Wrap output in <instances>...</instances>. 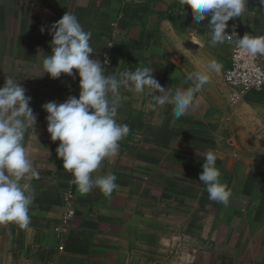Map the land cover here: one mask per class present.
<instances>
[{
	"label": "crops",
	"instance_id": "obj_1",
	"mask_svg": "<svg viewBox=\"0 0 264 264\" xmlns=\"http://www.w3.org/2000/svg\"><path fill=\"white\" fill-rule=\"evenodd\" d=\"M246 6L226 31L235 25L241 37L264 35V6L259 0ZM67 11L91 31L90 58L100 60L106 75L148 66L161 86L175 91L192 86L188 77L206 71L210 61L222 66L209 73L196 103L179 119L172 105L149 107L155 101L147 90L120 89L117 119L130 132L117 155L93 173L117 176L111 197L98 188L78 191L57 157L59 140L47 132L42 105L80 92L77 70L75 78L42 73V60L51 55L48 27ZM209 19L197 25L181 0H0V86L11 76L32 98L37 123L24 143L39 172L30 180L29 227L0 224V264H264V169L234 146L237 115L262 108L264 89L235 95L225 80L234 41L213 46ZM236 99L240 104L233 105ZM209 151L232 190L227 207L210 200L199 181ZM64 194L73 196L75 209L67 232L60 229Z\"/></svg>",
	"mask_w": 264,
	"mask_h": 264
},
{
	"label": "clouds",
	"instance_id": "obj_2",
	"mask_svg": "<svg viewBox=\"0 0 264 264\" xmlns=\"http://www.w3.org/2000/svg\"><path fill=\"white\" fill-rule=\"evenodd\" d=\"M181 2L190 6L197 25L210 17L207 26L211 31V44L215 46L238 35L235 25L231 34L226 31L228 21L242 16L248 0ZM259 4L264 6V0H259ZM40 30L43 33L45 27L41 26ZM48 31L52 36L51 55L43 58L42 73H48L53 79L62 73L75 78V69L80 78L78 98L69 95L64 102L49 101L42 108L48 114L47 132L51 140L60 142L56 148L57 157L62 159L64 170L72 174V182L81 194L98 188L105 197H111L119 187L114 173L95 177L93 173L102 167L106 158L117 155L119 142L130 132L129 126L117 119L122 87L137 94L147 90L155 101L149 107L172 105L173 116L179 119L196 103V95L210 80L209 73H219L222 67L212 60L206 71H196L188 77L192 86L173 91L161 86L153 75V68L148 66L106 75L100 60L90 58L94 53L90 44L91 31H86L72 12L67 11L48 27ZM235 44L252 57H264V35L245 33ZM26 91L11 76L0 86V224L16 223L25 229L31 223L29 209L35 200L30 180L39 179L24 143L26 130H34L37 123V114L30 107L32 98ZM216 160V154L209 151L199 181L206 186L210 200L227 207L232 190L221 181Z\"/></svg>",
	"mask_w": 264,
	"mask_h": 264
},
{
	"label": "built area",
	"instance_id": "obj_3",
	"mask_svg": "<svg viewBox=\"0 0 264 264\" xmlns=\"http://www.w3.org/2000/svg\"><path fill=\"white\" fill-rule=\"evenodd\" d=\"M124 2H139L142 0H122ZM239 39V38H238ZM237 40V39H236ZM234 41L232 46L231 65L225 73L226 83L232 87L236 93L243 94L251 90L260 91L264 89V57H252L246 52L237 48ZM104 63L109 64L107 54L104 58ZM67 201V206L62 214L60 229L67 232L71 221L75 216V209L72 205L71 194H64Z\"/></svg>",
	"mask_w": 264,
	"mask_h": 264
},
{
	"label": "rangeland",
	"instance_id": "obj_4",
	"mask_svg": "<svg viewBox=\"0 0 264 264\" xmlns=\"http://www.w3.org/2000/svg\"><path fill=\"white\" fill-rule=\"evenodd\" d=\"M237 99L232 102L233 105L240 104V99ZM234 125L236 153L264 169V106L241 112Z\"/></svg>",
	"mask_w": 264,
	"mask_h": 264
}]
</instances>
